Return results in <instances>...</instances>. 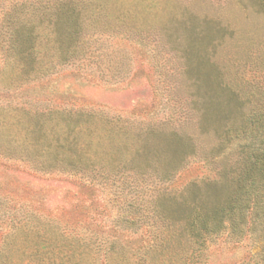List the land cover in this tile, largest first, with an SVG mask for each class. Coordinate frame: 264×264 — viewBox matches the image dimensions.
<instances>
[{
    "label": "rangeland",
    "instance_id": "obj_1",
    "mask_svg": "<svg viewBox=\"0 0 264 264\" xmlns=\"http://www.w3.org/2000/svg\"><path fill=\"white\" fill-rule=\"evenodd\" d=\"M259 2L0 0V264H264V239L197 241L161 207L217 176L206 83L264 102ZM175 134L171 176L139 160Z\"/></svg>",
    "mask_w": 264,
    "mask_h": 264
},
{
    "label": "trees",
    "instance_id": "obj_2",
    "mask_svg": "<svg viewBox=\"0 0 264 264\" xmlns=\"http://www.w3.org/2000/svg\"><path fill=\"white\" fill-rule=\"evenodd\" d=\"M255 1L261 5L260 0ZM24 53L22 50V57ZM215 83L209 80L204 85L201 124L216 138L205 162L216 166L217 176L203 186L192 185L182 201L163 202L162 213L170 221L183 222L185 234L197 241L226 228L237 237L264 239V102L251 108L250 98H244L242 90L229 89L222 79ZM158 140L145 145L139 160L160 159L168 177L194 153V143L178 134Z\"/></svg>",
    "mask_w": 264,
    "mask_h": 264
}]
</instances>
